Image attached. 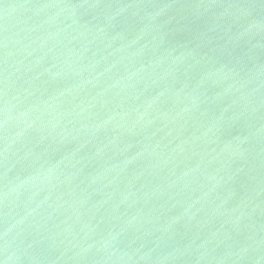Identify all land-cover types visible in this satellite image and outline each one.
I'll return each mask as SVG.
<instances>
[{
    "label": "water",
    "instance_id": "water-1",
    "mask_svg": "<svg viewBox=\"0 0 264 264\" xmlns=\"http://www.w3.org/2000/svg\"><path fill=\"white\" fill-rule=\"evenodd\" d=\"M0 264H264V0H0Z\"/></svg>",
    "mask_w": 264,
    "mask_h": 264
}]
</instances>
